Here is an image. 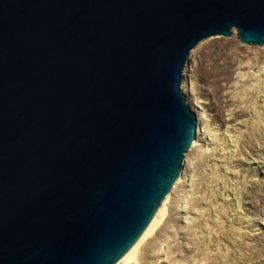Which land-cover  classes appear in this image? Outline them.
<instances>
[{"label":"water","instance_id":"95a60500","mask_svg":"<svg viewBox=\"0 0 264 264\" xmlns=\"http://www.w3.org/2000/svg\"><path fill=\"white\" fill-rule=\"evenodd\" d=\"M264 47V0H0V264H118L197 138L184 67Z\"/></svg>","mask_w":264,"mask_h":264},{"label":"bare ground","instance_id":"6f19581e","mask_svg":"<svg viewBox=\"0 0 264 264\" xmlns=\"http://www.w3.org/2000/svg\"><path fill=\"white\" fill-rule=\"evenodd\" d=\"M238 41L240 42L238 34L234 32L230 37L217 36L207 39V42L210 43L209 46H205L201 42L190 55V57L194 56L198 65L189 68L187 62L184 67L185 86L183 90L188 91L190 89L188 82L194 73L201 75L200 69L205 66L206 54L211 49H220L218 55L222 57L225 54V46L238 44ZM225 63L224 66H217L215 71L220 77L215 82L216 89L208 94L215 107V120L219 119L222 123L226 122L223 112L225 103L221 102L219 93L221 88L224 87V83L232 79V74L236 69V59L227 58ZM251 66L254 70L252 80L255 82L251 88V94L253 95L251 117L254 125L249 126L246 145L256 149L258 145L255 141L264 139L262 131L264 130V122H261V120H264V66L260 67L259 60L256 61V64L252 63ZM244 77H247V75ZM199 141L200 139L197 137L193 148L198 146ZM252 160L253 164L259 168L257 173L264 174V160L259 157ZM190 165L191 161L186 156L185 169L178 180L177 188H175V191L181 188L178 191L179 193L176 194L175 198H172L175 193V191H172V195H169L164 201L142 238L118 264H166L167 243L165 239L168 238V234L171 232L168 227H171V223L176 225L181 221L182 214H185L188 209L186 202L188 196L184 191V186L187 183L185 172ZM220 173L221 170L217 169L209 177L197 179L196 181V191L191 198V211L198 218L194 219L189 226H183L184 228L181 230L183 238L189 242L188 247H185L182 252V259L186 264H195V262L196 264H205L204 260L196 256H204L208 252L214 256L207 260L209 264H245L243 254H245L244 250L246 248L244 245L246 240L255 245L260 242V238L259 235L252 234V232L257 231L260 235H263L261 231L264 225L258 221L256 214L264 212V177L257 185H249L247 180H238L235 183L236 187H234V184L225 181L226 179ZM172 199H174L175 216L171 218V223L167 227L165 222L169 217L168 205L172 202ZM202 206L207 209L203 211ZM251 253L252 257L255 258V251L252 250ZM190 254H193L191 255L192 258Z\"/></svg>","mask_w":264,"mask_h":264},{"label":"rangeland","instance_id":"374dc122","mask_svg":"<svg viewBox=\"0 0 264 264\" xmlns=\"http://www.w3.org/2000/svg\"><path fill=\"white\" fill-rule=\"evenodd\" d=\"M202 44L205 46L210 45L207 40L203 41ZM263 49L264 47H245L239 42L232 46H225V54L221 57L218 55L220 49L213 48L206 54L205 66L200 69L201 75L194 73L189 78L188 85L190 89L188 91L184 90V93L188 105L196 112L198 117L199 130L197 131V137L200 141L196 148H193L194 142L192 147L194 150L191 149L187 155L191 161L190 167L185 172L187 183L184 186V191H186L185 193L188 196L186 201L188 209L185 214H182L181 221L176 225L170 222L171 218L175 216L173 209L174 199L168 205L169 217L165 224L167 226L171 223V227L167 226L171 232L168 234V238L165 239L167 243L166 264H186L182 259V252L185 247H188L189 242L183 238L181 230L184 228L183 226H189L194 219L198 218L191 211V198L196 191L197 179L207 178L217 169L221 170L220 174L226 179L225 181L232 182L234 187H236L235 183L238 180H247L249 185H257L264 177L263 173H257L259 168L253 164L252 160L257 157L264 160V139L255 141L258 145L256 149L246 145V139L249 136L248 129L253 124L251 117L253 99L251 88L255 82L252 80L254 70L251 68V64H256V61L259 60L260 67L264 66ZM219 57L220 59H218ZM227 58L236 59V69L232 74V79L224 83V87L221 88L219 93L220 96L218 95L221 102L225 103L223 112L226 122L222 123L219 119L215 120V107L208 94L216 89L215 82L220 77L215 71L217 66L226 65ZM196 64L198 65L194 56L190 57L187 66L193 68ZM246 75L247 77H244ZM261 122H264V120H261ZM262 131L264 133V130ZM175 188L177 187L175 186L173 191H175ZM179 189L181 188L176 189L174 195L170 194L174 196L172 198L176 197V194L180 191ZM204 207H201L203 211L207 209ZM256 215L258 221L264 225V212ZM261 232L263 235H260L257 231L252 232V234L259 235L260 238V242L255 245L246 240L244 245L246 249H243L245 264H264V226H262ZM252 250L255 251V258L252 257ZM191 255L193 254H190V257ZM196 257L204 260L205 264H209L207 260L214 256L208 252L204 256Z\"/></svg>","mask_w":264,"mask_h":264}]
</instances>
